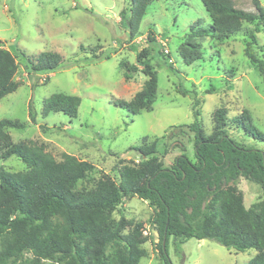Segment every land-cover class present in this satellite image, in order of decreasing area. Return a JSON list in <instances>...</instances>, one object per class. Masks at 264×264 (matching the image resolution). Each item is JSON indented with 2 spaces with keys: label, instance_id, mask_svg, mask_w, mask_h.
Here are the masks:
<instances>
[{
  "label": "rangeland",
  "instance_id": "1",
  "mask_svg": "<svg viewBox=\"0 0 264 264\" xmlns=\"http://www.w3.org/2000/svg\"><path fill=\"white\" fill-rule=\"evenodd\" d=\"M231 2L237 8L257 12L253 0ZM260 2L264 6V0ZM130 8L128 0H0V45L15 53V79L19 83L16 91L0 100V120L11 118L26 124L9 129L14 143L34 140L43 143L57 160L67 153L93 163L94 171L81 179L75 190L95 188L105 177L118 182L124 164L137 165L142 160L131 147L155 140L165 166H171L182 153L196 162L195 137L189 127L196 110L201 112L207 135L213 131L212 116L220 106L227 107L228 117L248 109L252 123L264 132V82L245 54L256 23L244 22L239 32L223 40L195 38L191 29L212 23L201 0H153L139 33L131 38L122 16H129ZM150 29L164 45V60L160 55L152 58L158 74L157 97L150 109L132 115L114 100H130L149 79L137 54L150 44ZM257 36L253 49L262 55L264 29ZM185 41L201 43L202 58L193 64H186L179 53ZM43 51L61 54L62 66L50 72L32 70L27 59ZM123 61L138 66L130 78L125 76ZM182 88L187 92H181ZM212 88L214 92H207ZM54 93L80 96L78 116L52 112L44 117L43 102ZM30 105L37 114L35 122ZM228 133L246 145L264 149V141L247 136L236 123L229 124ZM0 168L16 172L25 170L26 164L13 156L0 159ZM238 188L247 208L264 199L262 186L244 177L239 179ZM155 211L148 200L133 196L125 198L112 213L116 220L126 217L144 223L148 254L139 264H165L152 221ZM256 253L255 249L237 252L209 239L181 242L171 237L169 242L173 264H247ZM31 256L26 252L23 259Z\"/></svg>",
  "mask_w": 264,
  "mask_h": 264
},
{
  "label": "trees",
  "instance_id": "2",
  "mask_svg": "<svg viewBox=\"0 0 264 264\" xmlns=\"http://www.w3.org/2000/svg\"><path fill=\"white\" fill-rule=\"evenodd\" d=\"M128 1L131 13L122 16L133 38L153 0ZM201 1L212 23L191 29L190 35L195 38L223 40L239 32L244 22L256 23L245 54L264 82V54L253 49L257 33L264 29L260 0H253L256 13L237 8L231 0ZM148 42L138 51L137 61L149 79L130 100H114L116 106L132 115L150 109L157 97L158 74L152 58L160 55L164 60V45L152 29ZM179 53L186 64H193L202 58L203 50L198 41H185ZM27 63L35 72H50L62 66L63 57L58 52L43 51ZM122 66L127 78L138 70L126 61ZM17 70L15 53L0 45V100L18 88ZM181 92L187 90L182 88ZM81 103L78 95L54 93L44 100L42 115L63 112L74 118ZM29 110L35 122L37 114L31 105ZM200 116L196 110L195 120L189 125L195 137L196 162L182 153L171 166H165L155 140L131 147L142 160L137 165L124 164L118 182L105 177L95 188L84 190L75 187L94 171L93 163L67 153L57 160L43 143L34 140L14 143L9 129L26 124L1 119L0 159L16 156L26 169L14 172L0 168V264H139L148 254L144 223L126 217L116 220L112 215L125 198L133 196L156 207L152 221L160 236L159 253L165 264H173L169 255L171 237L181 242L209 239L237 252L255 249L257 253L247 264H264V199L247 208L238 188L239 179L244 177L264 189V149L237 140L228 133V127L236 123L258 141H264V132L252 123L248 109L228 117L227 107H218L212 116L213 131L208 135ZM26 252L32 256L23 259Z\"/></svg>",
  "mask_w": 264,
  "mask_h": 264
}]
</instances>
